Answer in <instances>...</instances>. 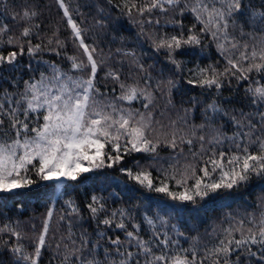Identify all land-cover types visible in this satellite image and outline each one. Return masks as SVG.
I'll return each mask as SVG.
<instances>
[{"label":"snow or ice","instance_id":"obj_1","mask_svg":"<svg viewBox=\"0 0 264 264\" xmlns=\"http://www.w3.org/2000/svg\"><path fill=\"white\" fill-rule=\"evenodd\" d=\"M58 3L67 18L72 38L84 56L79 60L68 57L70 66L67 69L42 59L37 63L47 70L34 69L32 60L40 56L44 47L27 39L32 35V27H25L20 38L7 36L4 40L10 29L7 24L0 25V44L12 45L8 51L0 49V71L19 70L20 58L25 55L31 58L23 68L29 75V79L22 81L23 91L6 92L0 98V201L11 199L19 202L20 207L31 197L48 202L42 232L33 251L26 252L20 243L8 247L13 264H39L42 250L49 247L50 224L61 201L71 214L69 230L72 217L84 218L80 204L74 198L63 197L70 196L68 188L75 190L88 182L101 190L116 184L122 185L121 191L125 193L144 190L157 194L148 196V199L155 203L158 211L154 215L148 212L143 215V222L152 235L144 239L139 234L141 225L132 223L131 210L118 208L109 212L107 198L92 194L84 209L97 221L98 240L107 241L109 247L89 241L86 231L80 233L77 243L70 231L67 238L61 237V241H68L63 249L60 243L56 245L60 264H241V256L245 264H250L256 257V264H264V210L258 218L256 214H248L247 223L245 219H236L227 213L225 222L228 226L220 230L211 247L205 246L203 250L199 248V237L194 238L192 247L184 248L179 243L183 234L176 225L169 224L170 219H182L185 214L198 216L201 202L219 200L227 205L242 187L264 188V83L261 82L264 81V36L246 33L242 25L241 39L229 31L230 26L237 25V18H241L253 28L259 25L260 31L264 32V0H261L259 10L252 9L247 0H150L141 7L123 0L122 5H114L122 9L121 17L126 16L141 27L138 36L144 34L145 24L160 25L159 19L150 18L155 11L163 14L169 9H177L176 15L180 17L189 12L196 23L186 28L182 19L166 21V25L170 23L176 29V34L149 37L150 53L137 56L133 49H117L118 53L131 58L136 70L142 74L143 84L138 80L130 84L120 82L121 74L109 70L107 78L120 82V94L112 96L108 91H101L103 85L97 86V74L102 67V62L97 61L101 55L97 46L86 43L84 28L73 20L64 0H58ZM134 11L138 17L148 13L149 18L136 19ZM37 15L38 12L31 8L22 12L25 20ZM249 16L250 21L246 19ZM105 19L116 31L125 27L120 17ZM98 26L105 28L107 25L98 21ZM206 36L215 42L216 50L225 62L223 71L214 64L201 66L197 62V57H205L203 38ZM244 37L253 43L249 44ZM22 39L26 42H21ZM57 47H62L60 42H57ZM144 56L156 59L157 63L163 62L164 67L157 77L153 76L155 65L146 66L142 62ZM188 64L194 66L187 68L188 76L185 78L181 73ZM169 65L172 74L165 77L164 72ZM33 72L38 76L30 75ZM176 76L180 78L174 79ZM233 80L237 86L247 82L244 94L256 112L246 114L241 111L240 118H237L213 100L204 107L206 123L192 125L185 131L172 121L169 125L172 131L157 134V126L164 127L152 111L157 92L166 95L171 104L173 90L191 92L200 89L202 93L214 90L217 95H222V89L225 85L231 88ZM20 83L17 82V87ZM115 91V88L111 90L113 94ZM133 102H139L143 111L135 108ZM190 103L192 106L184 109L185 125L188 114L197 110V98L191 97ZM250 116L255 118V122ZM219 117L228 118L234 126L231 136L222 131V126L213 127V122ZM206 129H211L213 134L197 135ZM196 144L199 147L193 150ZM185 145L195 164L180 165L181 158L187 159ZM162 146L174 153L167 158V168L162 163L159 167L142 165L138 160L133 167L127 166L126 157L133 154H142L158 163L165 160L160 156ZM109 169L113 174H109ZM254 179L255 184L252 183ZM111 195L119 198L116 192ZM64 219V216L60 217V220ZM129 223L131 231L128 230ZM101 225L108 231H122L124 240L100 231ZM169 231L173 232L175 239ZM5 233L17 241L22 238L11 224L0 226V239ZM213 235H216L215 229ZM90 243L92 247H89ZM8 244L5 241L0 247ZM101 253L104 260L99 259ZM113 255L120 258L109 259Z\"/></svg>","mask_w":264,"mask_h":264},{"label":"trees","instance_id":"obj_2","mask_svg":"<svg viewBox=\"0 0 264 264\" xmlns=\"http://www.w3.org/2000/svg\"><path fill=\"white\" fill-rule=\"evenodd\" d=\"M65 5L69 9L73 20H75L82 28L85 30V40L86 43L97 46V50L101 53L97 57L98 63L102 62V67L97 74V86L101 87V91H108L111 95H119V83H133L134 81H139L142 85L143 80L140 79L141 73H139L135 66L131 62V58L124 56L122 53H118L117 49L122 51H127L133 49L136 51L137 56L141 53H150L151 41L149 37H155L159 34H176V29L173 28L170 23L165 24L166 21H172L173 19H182L185 27H191L196 23L193 16L189 12H185L183 17L177 16V9H169L168 13H160L155 11L151 15V19H159L160 25L155 24H145L143 26V35H139L141 32V27L137 24L131 22V20L123 16L121 17V10L114 7V5H122L123 0H64ZM150 0H128L129 5L135 3L137 7L144 6L149 3ZM248 4L252 9L259 10L261 8V0H247ZM6 6V7H5ZM219 6V5H217ZM183 7V5H181ZM25 8H31L38 12V15L31 20H25L22 18V12ZM120 17L125 24V27L120 31H116L106 17ZM133 17L136 19H147L149 14L145 13L144 17L136 16L135 11L133 12ZM250 21V16L246 18ZM98 21H103L107 26L105 28H100L98 26ZM7 24L10 31L7 36H12L20 38V34L25 27H32V35L27 39H30L33 44L40 43L44 47V51L40 56L32 60L33 68L40 69L41 71H46L47 69L40 63L39 60L55 62L62 68L67 69L70 66V61L68 57H76L78 60L82 59V51L78 47L77 43L72 38V31L67 23V18L64 15L63 9L60 7L58 0H0V25ZM38 25L39 27H33ZM241 25L243 26V31L246 33H253L257 37L264 36V32L260 31V26L257 25L255 28L250 26V23H246L245 19L237 18V25L235 27L230 26L229 31L236 36L237 39H241L240 30ZM197 25V29H199ZM249 44L253 41L248 40L244 37ZM21 42H26L21 40ZM57 42H60L62 47H57ZM203 45L205 47V57L200 59L197 57V62L201 66H207L208 64L216 65L219 71H223L225 67V62L218 54L216 50L215 42L211 40L210 37L203 38ZM12 48V45L0 44V49L8 51ZM49 49H55L56 51H49ZM59 52V55L56 52ZM31 58L25 55L20 58V69L16 71L3 70L0 71V98H2L5 93H13L23 89L22 81L29 79V75L25 74L23 68L29 62ZM182 59H190L189 57H182ZM142 62L147 66L149 64L155 65L156 72H153V76L157 77L161 68L164 67L163 62L157 63L156 59H151L149 56L142 57ZM193 64H188L182 69V75L187 78L188 72L187 68L193 67ZM8 66H6L7 68ZM171 66L165 70L164 76H170L172 73L170 71ZM109 70L117 71L121 74V81L117 82L110 78H107V72ZM30 75L38 76L37 72H33ZM174 79H179V76L173 77ZM259 79V77H257ZM17 82H21L20 86L17 87ZM264 83V81H261ZM248 87L247 82H241L237 86L235 80L232 81V86L229 88L225 85L222 89V95H217L215 91L203 92L200 89L193 90L191 92H184L183 90H173L171 94V104L168 103L167 96H162L159 92L156 93V100H161V104L158 105L156 112L162 113L161 117L168 116L176 123H179L180 117L184 112V109L190 108L192 105L190 103L191 97H196L198 101L197 110L194 113L188 114L189 123L192 125H200L206 123L204 119V107L211 103L213 100L218 101L225 111L229 112L230 115H236L239 117V113L243 111L246 114L254 113L257 111L253 107L248 98L244 94V89ZM115 88L116 91L113 94L111 90ZM253 119L254 117H249ZM222 131H226L227 135L231 136L234 131V126L226 117H219L213 122V127H221ZM160 156L168 158L172 156V151L170 149L164 148L160 149ZM140 161L142 165L146 164L150 159L146 158L142 154H133L131 157H126V163L128 167H133L135 161ZM152 161V160H150ZM158 167V166H154ZM167 168V167H165ZM109 174H113L112 170H107ZM153 175L156 172L153 171ZM71 183V182H70ZM253 184L256 183L254 179ZM123 186H117L112 184L107 187L106 190H101L98 186L92 185L91 182L81 184L75 190L68 188L67 192L69 195H65L63 199L74 198L78 204L81 206V214L84 217L82 220L79 218L72 217V227L69 230L68 219L71 214L68 212L67 208L63 206L62 201L57 204L52 222L50 224L47 244L46 247L41 252V257L39 264H60L56 245L61 244V250L65 243H68L67 239L61 241V237L67 238L71 231L72 238L77 240L81 232L86 231L88 233L89 241H97L102 244L105 248L109 245L105 240H98L96 234L97 221L93 220L86 209H84V204L88 202L89 197L92 194L103 195L107 198V208L110 211L118 208L129 209L132 212L133 220L132 223H138L141 225L139 234L144 238L148 239L151 237L152 233L148 226L143 222V215L148 212L149 215H154L158 209L155 203L148 199V196H155L157 194L146 193L144 190H139L136 193H125L121 191ZM116 192L119 194V198L112 196L111 193ZM201 211L199 215L185 214L182 219L172 218L169 220L170 225H176L177 229L183 235L179 237V243L184 248H190L193 246L194 238L199 237V248L203 250L205 246L211 247L215 240L219 237L220 230L227 227L225 222V216L227 213H231L236 219H245L247 223L248 214H256L257 218L259 213L264 210V188L262 187H242L238 190L234 199H230L228 204L225 205L223 201L212 202L209 200L207 203L201 202ZM200 206V205H197ZM149 207L151 211H149ZM189 207H193L189 205ZM48 211V202L44 199H37L36 197H31L27 202L23 203V207H20V203L14 200H7L6 202L0 201V222H5L11 224L12 226L19 227L22 229L24 224L29 222L39 221L43 223L45 219V214ZM161 215H166L161 213ZM64 216V220H60V217ZM102 218V217H101ZM126 223H128L126 221ZM250 226V225H249ZM42 227L34 229L32 242H28L23 239L22 245L25 249H30L33 251V246L42 232ZM216 230V235H213V230ZM128 230L131 231V223L128 225ZM100 231H107L109 236L115 238V236H120L121 240H124V234L120 230L108 231L102 225L100 226ZM24 235V233H22ZM169 235L173 236V232L169 231ZM239 238V237H237ZM14 242V238L9 240ZM92 247V244H89ZM8 249V248H7ZM134 250V249H131ZM256 249L253 248V251ZM114 252V249H110ZM121 252L124 251L123 248L120 249ZM11 252L5 250L3 254L0 253V263L2 259L6 260L5 264H11ZM120 257L111 256L109 259L118 260ZM99 259L104 260L105 257L101 253ZM235 260V256L232 258ZM258 257L252 258L250 264H256ZM241 264H245L244 257L241 256Z\"/></svg>","mask_w":264,"mask_h":264},{"label":"rangeland","instance_id":"obj_3","mask_svg":"<svg viewBox=\"0 0 264 264\" xmlns=\"http://www.w3.org/2000/svg\"><path fill=\"white\" fill-rule=\"evenodd\" d=\"M83 58H84V56H83V53H82V59H83ZM19 91L22 92L23 89H21V90H19ZM109 95L112 96L111 94H109ZM159 104H161V100H156V102H155V107L152 109V111H153L154 114H155V119H156V120H159L160 123H161L162 125H164L163 128H160L159 126H157V134L167 133V132H170V131L173 130V129H171V128L169 127L170 123H171L173 120H172L171 118H169L168 116H165V117L163 116V117H161L163 112H161V113H157V112H156V109H157V107H158ZM133 106H134L135 108H140L141 111H143V109L141 108V105H140L139 102H133ZM5 107L7 108V104L5 105ZM184 118H185V112L182 113V115H181V117H180V120H179V123H176V126H177L178 128H182V129H184L185 131H187V130L192 126V124L189 123V119H188L189 117H186L188 123H187V125H185V124L183 123V119H184ZM214 128H215V127H214ZM223 132H224V131H223ZM224 133L227 134L226 131H225ZM201 134L206 135V136H210V135H212L213 133H212L211 129H206L204 132H197V135H201ZM183 147H184V152H185V155H186L187 159L181 158L180 165H184V164H186V163L195 164L196 162L193 161L192 158H191V156L188 154V148H187V146L185 145V146H183ZM198 147H199V145L196 144V145L194 146V149H193V150H197ZM225 150H226V149H225ZM173 154H174V153H172V155H173ZM161 163L164 165V167H168V161H167V158H165V160L160 161L159 163H158L157 161H150V160H149V161H148L146 164H144V165L152 164L153 166H158V167H159V164H161ZM197 173H198V169H197ZM198 174H199V173H198ZM5 224H8V223L0 222V226H3V225H5ZM42 224H43V223H40L39 221H36V222H29V223H27V224H24V226L22 227V229H20L19 227L17 228V227H15V226H13V227L16 229V231H18V232L21 233V237H22V238L20 239V241H17L15 237H12V238H14L15 241H14V242H11V241H10V244H8L6 247H0V253L3 254V252H4L5 250H7L8 247H11L12 245H15V244H17V243L22 244L23 239H26L29 243L32 242V239H33V233H32V231H33L34 229H36L37 227H38V229H39V228L41 227ZM22 233H24V235H23ZM10 238H11V237H10L7 233L2 234V239H0V245H3L4 242L7 241V240H9ZM7 242H9V241H7ZM29 250H30V249H25L26 252L31 253L32 251H29ZM11 257H12L11 264H13V256L11 255ZM6 262H7L6 260H3V259H2V263H0V264H5Z\"/></svg>","mask_w":264,"mask_h":264}]
</instances>
